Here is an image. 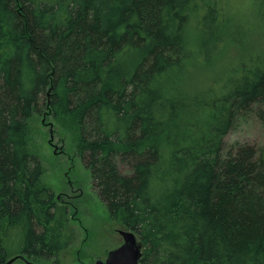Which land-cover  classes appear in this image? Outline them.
<instances>
[{
	"label": "trees",
	"instance_id": "1",
	"mask_svg": "<svg viewBox=\"0 0 264 264\" xmlns=\"http://www.w3.org/2000/svg\"><path fill=\"white\" fill-rule=\"evenodd\" d=\"M226 9L0 0V264H62L77 237L29 148L42 112L138 236L140 264H264L261 151L226 142L238 121L264 123V50L246 52L254 33ZM227 49L235 62L213 71Z\"/></svg>",
	"mask_w": 264,
	"mask_h": 264
},
{
	"label": "rangeland",
	"instance_id": "2",
	"mask_svg": "<svg viewBox=\"0 0 264 264\" xmlns=\"http://www.w3.org/2000/svg\"><path fill=\"white\" fill-rule=\"evenodd\" d=\"M228 19L240 25L243 31L250 30L247 51L264 50V10L259 0H225ZM261 2V0H260ZM244 42V41H243ZM238 51L227 49L213 71L235 62ZM212 74V73H209ZM216 74V73H215ZM210 75H207V81ZM264 110V105L262 106ZM29 148L46 168L42 183L52 189L56 196L73 202L70 219L77 233L75 242L61 256L62 264H94L107 257L110 250L119 246L122 237L116 233L121 228L112 219L106 205L94 187L90 171L78 157L72 135L63 134L55 120L42 112L31 121ZM228 145L247 144L262 151L264 147V123L256 115L237 122L235 129L226 137ZM55 145V146H52ZM123 171V167H120ZM68 205V204H67ZM50 264V263H47Z\"/></svg>",
	"mask_w": 264,
	"mask_h": 264
},
{
	"label": "water",
	"instance_id": "3",
	"mask_svg": "<svg viewBox=\"0 0 264 264\" xmlns=\"http://www.w3.org/2000/svg\"><path fill=\"white\" fill-rule=\"evenodd\" d=\"M261 161L264 164V147L261 151ZM123 236L125 239L124 244L120 248L110 252L105 262L98 261L96 264H140L142 246L137 237L132 232H123ZM18 259L24 260L26 264H33L22 256L15 257L6 264H13Z\"/></svg>",
	"mask_w": 264,
	"mask_h": 264
},
{
	"label": "flooded vegetation",
	"instance_id": "4",
	"mask_svg": "<svg viewBox=\"0 0 264 264\" xmlns=\"http://www.w3.org/2000/svg\"><path fill=\"white\" fill-rule=\"evenodd\" d=\"M52 146H55V145L52 144ZM63 195L67 196L66 194H60V196H56L57 201H58L60 204H62V205H65V206H68V207L71 206V207H74V208H75L76 205H75L73 202H71V201H72L71 199H69V200H71V201H69L68 199L63 201V200L61 199V197H63ZM67 204H68V205H67ZM123 232H132V233H134L133 231L127 230L126 228H124V227L121 225V228L117 229V230H116V233H118V234L122 237V242L119 244V246H118L117 248H115V249H113V250H110L109 253L112 252V251H114V250H116V249H118V248H120V247L124 244L125 239H124V236H123ZM134 234H135V233H134ZM135 236L137 237V239H138V241H139L138 236H137L136 234H135ZM109 253H108L107 257L103 260V262H105V261L107 260V258H108V256H109ZM98 261H99V260H97L94 264H96ZM50 264H51V263H50Z\"/></svg>",
	"mask_w": 264,
	"mask_h": 264
}]
</instances>
